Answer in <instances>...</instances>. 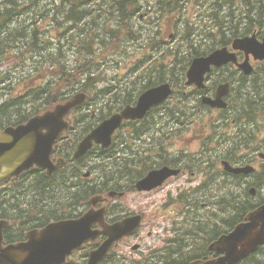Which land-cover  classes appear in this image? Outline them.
I'll list each match as a JSON object with an SVG mask.
<instances>
[{"label": "trees", "instance_id": "trees-1", "mask_svg": "<svg viewBox=\"0 0 264 264\" xmlns=\"http://www.w3.org/2000/svg\"><path fill=\"white\" fill-rule=\"evenodd\" d=\"M195 2L203 8L204 20L185 19L187 5ZM139 13L146 14L147 26L140 22ZM202 21L214 27L206 24L199 35L201 43L195 45ZM172 27L180 45L188 48L184 54L177 40L169 44ZM252 32L264 33V0H0V127L24 122L70 94L84 91L94 108L98 106V113L96 120L85 109L73 114L66 144L74 146L94 123L114 108L132 103L144 88L164 81L181 85L193 56ZM123 72L131 75L129 81L122 80ZM237 79L248 84L236 113H249L253 121L264 118V66L256 68L249 79L243 75ZM177 95L185 98L188 94L178 91ZM174 112L177 120L193 118L192 111ZM251 135L255 140L256 130ZM69 153L67 149L65 154ZM225 155L233 157L234 153ZM119 166L120 160L101 162L90 193L103 191L109 182L117 184L124 175ZM100 174H108L112 181ZM253 184L263 187L264 162ZM23 188L19 195L13 190L11 197L17 203L27 201L30 213H37L43 192L52 197L61 189L70 196L62 198L66 203L87 187L82 185L72 193L66 181L46 179L42 183L29 180L25 187L18 184L19 190ZM253 207L240 206L238 220Z\"/></svg>", "mask_w": 264, "mask_h": 264}, {"label": "water", "instance_id": "water-1", "mask_svg": "<svg viewBox=\"0 0 264 264\" xmlns=\"http://www.w3.org/2000/svg\"><path fill=\"white\" fill-rule=\"evenodd\" d=\"M232 47L242 50L246 56L252 54L255 60L264 59V39L261 43L254 36L240 38L233 41ZM229 61L236 62V57L227 48L217 49L206 57L195 58L186 74V84L194 83L198 87H203V75L209 71L210 65L218 66ZM238 67L245 74L251 71L247 57L243 63L238 64ZM224 88H226L225 85L219 87V93L216 94L215 99L204 97L203 102L213 107L224 106L221 99V95L226 92V90L222 91ZM171 92L169 84H161L142 93L135 106H126L120 113L105 119L87 134L78 144L74 157L84 153L93 142L100 143L103 147L107 146L113 131L120 125L122 119L141 117L150 106L160 103ZM84 99L85 95L77 94L66 102L57 104L54 109L33 116L24 124L7 127L1 131L0 182L29 167H50L53 143L68 124L65 117L72 109L80 106ZM228 169L234 173H248L253 170L249 166ZM172 173L166 168L153 170L137 183V187L148 189L159 185ZM82 218L78 221L51 224L43 230L30 233L28 241L9 246L2 245L0 228V264H60L64 262L68 253L86 238L91 237L90 222L101 219V212L94 214L89 211ZM138 219L136 216L126 222L115 224L110 232L108 231V240L92 253L89 262L91 264L96 262L120 234L126 233L125 227L132 225L136 220L138 222ZM262 243H264V204L249 212L244 221L236 224L230 233L222 236L215 243V249L219 253H225L217 263L232 264L254 251Z\"/></svg>", "mask_w": 264, "mask_h": 264}, {"label": "flooded vegetation", "instance_id": "flooded-vegetation-1", "mask_svg": "<svg viewBox=\"0 0 264 264\" xmlns=\"http://www.w3.org/2000/svg\"><path fill=\"white\" fill-rule=\"evenodd\" d=\"M203 212L194 210V214L188 217L187 224L178 228L172 226L161 228L160 226L155 231L158 235V240L155 243L143 244V239L150 236L152 230L146 228L144 236V228H139L121 241L125 249L131 244L139 243L135 254L125 250L119 258L118 264H191L192 262L205 263L215 259L219 254L211 250L209 246L220 235L226 234L232 229L233 220L231 217L233 214L226 213L227 216L222 217L221 210L218 209L217 214L212 215L214 219L207 224L204 223ZM110 259L113 260V254L108 256L104 264H111ZM236 264H264V244Z\"/></svg>", "mask_w": 264, "mask_h": 264}, {"label": "rangeland", "instance_id": "rangeland-1", "mask_svg": "<svg viewBox=\"0 0 264 264\" xmlns=\"http://www.w3.org/2000/svg\"><path fill=\"white\" fill-rule=\"evenodd\" d=\"M184 47H183V49H184ZM211 116H212L211 112H206L205 114L201 113L198 117H193L191 120L188 121V122H192L190 129L195 128L196 126L202 125L204 123H205V127H206V125L209 124L211 121ZM201 131H200L201 132L200 134L205 132V130L204 131L201 130ZM182 139H183V141L190 140V134L184 135V137ZM197 145H199V143L195 142V144H193L191 148L194 150L197 148ZM257 164L258 165L260 164L259 160L255 161L256 167H257ZM188 177H190V176H188ZM190 183H191L190 181L187 182L186 179L182 178L180 180H176L174 182H171L166 187H163L160 190H156V191H153L150 193H143V194H130L127 196L126 201H124V203L127 206V209H125V210L128 212V210L143 207V210H145L146 212H149L153 209V207L156 204H160L164 201V199H162V198L167 194V191L174 190L175 187H179L181 185H189ZM193 184H194V182H193ZM173 215H175L174 212H173ZM226 216L227 215L224 214L222 217H226ZM147 222H150V221L147 220ZM161 223L162 222L155 221L154 225L157 226V225H160ZM154 229H157V227H154Z\"/></svg>", "mask_w": 264, "mask_h": 264}]
</instances>
